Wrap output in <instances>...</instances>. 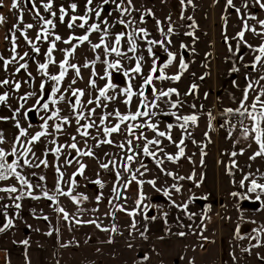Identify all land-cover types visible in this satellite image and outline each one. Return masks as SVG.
Segmentation results:
<instances>
[{
  "label": "rangeland",
  "instance_id": "1",
  "mask_svg": "<svg viewBox=\"0 0 264 264\" xmlns=\"http://www.w3.org/2000/svg\"><path fill=\"white\" fill-rule=\"evenodd\" d=\"M43 2H47V0H36V6L40 9L41 15L45 18H51L42 7ZM260 2H264V0H260ZM70 3H77L78 7L75 13L69 11V15H83L85 11L86 0H54L53 11H57V18L54 19L56 23L54 31L62 37V41L67 39L69 35L84 34L83 29L70 30L67 28L68 17L65 18V23H60L58 19L59 6L64 5L67 8ZM99 3H101V0H93L94 6ZM245 3L248 4L247 8L244 7ZM11 4L12 0H3L4 6L0 7V14L6 17V22L0 26V55L4 59L11 58L10 29L12 25L18 23L17 13L19 9H12ZM132 5L138 11H132L131 16L125 15L123 17L115 11L109 16L108 6H105L102 18L107 17L110 25L119 18L125 20L134 18V23L131 26L115 24L110 29L113 36L108 39L109 46L112 45L114 34L121 31L127 32L145 28L149 33L148 39L161 40L164 37L159 28H163L167 32L168 28L171 27L173 29L169 37L171 44L166 42L165 46L169 52L176 55V60L164 71L167 75L177 74L181 59L188 64V68L179 81L154 80L153 83L157 89L176 88L180 95L179 97L173 95L171 99L173 101L179 99L181 106L172 111H176L181 116L196 113L199 116L198 125L189 126L188 131L191 133V137L185 139V157L181 158L179 162L173 163L165 159L162 166H157L150 157H138L132 167L135 170L139 167V161L143 160L148 170L145 171L141 168L140 171L144 175L141 176L137 173V180H143L145 183L141 186L133 182L127 189L121 188V198L113 199L112 203H109V199L114 195L112 193L115 183L114 173L105 172L99 165L112 159L118 163L120 162V158L127 153L126 150L119 149L115 144L123 141L125 137L123 134H113L114 144H104L100 147H96V141L89 138L86 146L84 139L75 131L76 124L74 120L71 125H65L63 132L56 135L57 144L66 145L71 142L70 137L75 135L78 147L84 150L91 148L95 153V157H77L87 167L82 177L76 176L77 186L73 189V194L83 193L89 199L77 205L70 197H59V206L69 213V219L64 220L63 215L56 212V220L59 221L56 232L57 249L60 253L57 256V263L145 264L147 260H143L142 257L147 255L149 257L147 262L151 264V254H153L152 261L153 257L157 256L158 250L163 255V252L167 249L170 254H175L173 258H169L170 262H167L169 264H264V259H261L264 257V231L260 232L258 240L253 239L256 236V229H264V203H262L264 202V195H261L260 201H256L255 196L257 194L248 193L247 191L252 178H255L258 183H264V158L249 159L258 146L252 142L251 147H249L251 141L241 137L243 127L238 121L243 118L238 114L221 115L224 109L239 106L242 91L248 83L246 77L249 80H259V77L264 75V67L256 65L255 71L252 68L254 58L259 54L254 49L264 44V37L246 31L244 40L241 41L237 35L243 30L245 20L250 27L254 26L257 31H260L262 26L257 23V20H264V9L259 7L256 0H233L235 7L228 6L227 0H191V3H188V0H132ZM20 8L24 11V21L20 28L23 29L24 24L28 23L36 25V27L27 31L29 39L35 42L41 22L30 11L31 5L25 4L21 0ZM236 8L240 9L239 13L235 10ZM148 10H151L154 15H144V21L141 22V15L147 13ZM252 17H255V19ZM157 21L160 23L157 24ZM92 22L98 21H95V19L89 21V23ZM101 27L103 28L104 25L102 24ZM12 31L15 30L12 29ZM15 34L17 53L20 55H23L24 52L29 53V57L25 58L28 69L16 73L15 69L18 67V63H13L5 70L3 61H0V79H9L21 83L19 91L11 86H0V94H3L4 91L9 92L7 105H10V107L0 105V116L11 117L13 110L19 107L21 103L19 97L25 93L37 91L39 95V84L44 79L38 72V64L45 62L44 53L48 43L44 41L37 42L41 52L35 54L31 46L24 40L21 32L16 31ZM100 35V33H93L89 39L92 43H98ZM6 37L8 38L6 39ZM62 41L57 42V49L53 53L57 63L49 65L48 71L50 74L59 72V61L64 58L60 49L71 47V45H66ZM245 41L247 45H252V47H247ZM73 43H77V41H73ZM137 44V52L135 54L128 53V55H143V75H147L152 66L153 57L149 56L147 52L146 41L138 38ZM182 44L187 47L182 48ZM229 45H231V51ZM127 48L128 44L125 39L122 41L121 50L126 52ZM153 52L158 60L157 66L162 67L167 62V52L159 45L153 47ZM96 55H99L101 60L96 62L94 68L98 75L92 77V67L84 68L83 64L86 61L94 60ZM241 57L243 58L241 59ZM17 59L19 58L17 57ZM104 59L110 61L120 59L123 70L134 67L135 63L134 60L129 61L126 57H116L115 54L106 57L103 49L94 52L87 42L78 47L74 57L70 59L71 63L81 66L82 78H76V83L72 84L71 87L84 90L85 95L82 100L85 103V112L87 108L95 107V105H87V100L94 99L98 95V89L107 83V78L100 79V77L105 76L107 67L102 63ZM25 61L19 62L23 63ZM262 63H264V60H262ZM233 68H237L239 71L233 72ZM110 71L113 73L112 82L117 87L114 90H109V95L115 93L116 99L102 101V103H107L108 107L103 110L97 108L98 115L103 114V112H112L115 109H118L121 113L129 111V107L123 102L125 97L121 94V89L127 86L128 77L123 75V71L115 69ZM27 72H31L35 79L29 78ZM74 77L75 72L70 69L62 83V92L68 88ZM90 78L96 79V88L90 87ZM141 84L142 75H135L132 80L133 90L137 91L138 86ZM192 84H196L197 89L193 94L185 95ZM260 85H264V80L260 81ZM50 88L51 82L45 88L46 99L50 93ZM150 93L151 90L146 94L149 101L153 99ZM205 93L208 94L207 98H205ZM255 94L253 91L249 92V104ZM65 95L66 100L62 101L58 107L61 109L60 114L62 116H69L71 119V108L68 100H74L75 98L71 97L70 90ZM36 99L37 97L29 98L24 109H21V114L17 117L20 120L21 127L26 128L29 135L41 130L40 125L43 121L39 119V116L48 115L44 111L39 113L29 112L27 119L24 118V111L31 108ZM138 103L139 98L134 96L130 110L134 112ZM193 104L196 105L195 108H192ZM52 107L54 106L50 105V108ZM160 108L164 111L170 110L169 106L164 103L160 104ZM209 111L215 119L210 120ZM95 118L93 117V119ZM226 121H231V124L235 125L231 135H229V125ZM153 122H159L161 131L167 130V123H173L174 125L178 123L174 117L170 116H156L153 118ZM48 123L49 132H52L53 121ZM56 123H59V121H56ZM97 123H99L98 120ZM210 123L211 128H209ZM29 124H31V127H29ZM221 124H225V126L221 127ZM244 124L250 125V121L244 120ZM14 125L15 120L11 118L7 121H0V131L4 133L6 138V142L0 144V147L9 146L6 151H10L15 136L18 135L19 130ZM90 131L94 136L97 134L95 129ZM143 131L149 139L153 138L151 130L144 129ZM171 132L173 140L178 143L183 130L176 126L173 127ZM205 133H207V136ZM137 134H139V131ZM52 139V136L41 138V142L35 145L36 148L33 151L41 153L40 155L37 154V157H43L42 153L45 147H54L52 144L45 143L46 140L50 141ZM161 139L163 142L160 147L164 149V152H158V158L164 157L165 153L175 155L178 151L175 145L166 138ZM237 140H239V143H236ZM136 143V141L133 142V147ZM205 145L206 147H204ZM17 147L18 150L22 151L19 149V145ZM242 148L244 152L240 154ZM70 151L72 156H76V153L68 148H64L59 160L53 154L54 168L58 164L60 170L64 172L65 183L62 187L65 191L68 190L67 181L79 167L75 161L71 165L65 164L67 153ZM202 151L207 153L203 157ZM233 151L238 153L237 156H231ZM105 153L108 155H105ZM187 157H191V160ZM201 159H203V163H201ZM233 160H235L236 166L232 168V172L229 174L228 168ZM161 168L164 171H161ZM42 169L40 167L41 172L39 174L44 176ZM18 171L24 172L23 168L18 169ZM166 172L175 173L176 177L183 176L185 179H176L166 175ZM193 172H195V179H187ZM248 173L254 175L250 176L248 181H245L244 187H241L240 181ZM24 175L27 177L25 172ZM121 175L125 180L130 179V174L124 173L122 169ZM36 179H38V176H36ZM96 179L103 181L104 187L102 189L90 182ZM150 180L156 181L155 188L147 183ZM40 183L42 182L40 181ZM173 184L180 188L179 192L172 188ZM165 190L169 191L170 196L163 194ZM100 192L103 193V199L97 203L95 198ZM141 192L144 199L137 205ZM233 192H239L242 197L247 196L248 198L234 197ZM204 197L207 198L204 199ZM245 200L256 201L261 207L255 210L247 206L243 207L242 204ZM185 203L188 204L186 210L182 207ZM152 204L153 208L151 207ZM180 204L181 207H177ZM118 205H123L126 211H119L117 209ZM93 209L98 210L93 211ZM151 209L153 211L150 213L149 210ZM134 210L136 215L132 217L128 213ZM110 213H115V215L113 216ZM164 213H167L166 217ZM153 216L156 219H151ZM183 216L188 217V219L184 220ZM76 219L81 221L96 220L101 228L111 229L115 226L117 231L105 232L101 228H97L95 224L90 223L76 224ZM133 220L136 224L135 228L131 227ZM237 229H239L238 232ZM141 231L147 232L149 239L143 240ZM180 232H184L185 235H178ZM165 234H169L170 237H163ZM109 240H111V243H109ZM64 245L68 246L64 247ZM253 245L259 246L253 247ZM245 249H250V251H245ZM173 250L175 252H172ZM152 264L154 263L152 262Z\"/></svg>",
  "mask_w": 264,
  "mask_h": 264
},
{
  "label": "snow or ice",
  "instance_id": "2",
  "mask_svg": "<svg viewBox=\"0 0 264 264\" xmlns=\"http://www.w3.org/2000/svg\"><path fill=\"white\" fill-rule=\"evenodd\" d=\"M25 4L31 5L30 11H32L38 21L41 22L39 26V30L36 35V41L34 42L32 39H29L27 35V31L36 27V25L28 23L24 24L23 29L20 28V25L24 21V11L20 8L21 0H12L11 7L12 9H19L17 13V20L18 23L12 25L10 32H11V58L4 59L2 55H0V61H3V68L7 70L8 66L13 63H18V67H16V73H19L21 70L27 71L28 63L25 61L26 57H29L28 52H24L23 55H20L16 51V31H20L21 35H23L24 40L27 42L28 45L31 46L32 51L35 54H39L41 52V48L38 46L37 42L44 41L48 43V47L44 53L46 59L45 62L38 64V72L44 78L42 82L39 84V95L37 91L27 92L24 95L19 97L21 103L19 107L13 110L12 116H0V121H7L10 118L15 120V127L19 130L18 135L15 136L14 142L11 146L10 151H6L3 147H0V181H9L10 179H14L20 185L24 186L26 191H20L14 184L7 186V187H0V192L14 194L19 192L20 194L14 196V200H21L24 197H30L32 199L39 200L41 198H46L47 200L53 202L56 207L54 210L63 215L64 220L69 219V213L63 208L59 206V197H70L71 200L77 204H82L83 201H87L89 198L87 195L80 193L77 195L73 194V189L77 186L76 176H83L84 170L87 167L84 163L80 162L77 157H95V153L91 150V148H87V150L81 149L78 147L76 142L77 137L75 135L70 137L71 142L66 145L57 144L56 135L63 132L65 125H71L73 120L76 124L75 131L76 133L84 139L85 145L87 146V139H92L96 141V147H100L101 145H113L114 140L112 139L113 134H123L125 139L117 144L121 150H126V155L120 158V162L118 163L116 160L112 159L109 160L107 163H101L99 167L104 170L105 172L114 173L115 183L112 188V193L114 194L113 197L109 199V203H112L113 199H120L121 198V188L127 189L133 182H136L138 185H143L145 181L137 180V173L141 176L144 175L143 172L140 171L143 168L147 171V166L143 162V160L139 161V167L135 170L132 167V164L137 161V158L140 156L150 157L152 160L155 161L157 166H162L164 164V160L171 161L173 163L179 162L181 158L185 157V139L191 137V133L188 131L190 125L197 126L199 121V116L196 113L188 114V115H178L176 111H172L173 109H177L181 106V101L179 99L173 101L171 97L176 95L179 97L180 93L176 88H168L167 90L164 89H157L155 84L153 83L154 80L159 81H179L183 73L187 70L188 64L185 63L183 59L179 62V71L177 74L174 75H167L164 71L165 68L170 66L173 61L176 60V55L172 52L167 50V44H171V39L169 38L173 32L171 27L168 28L167 32L164 31L163 28H159V31L163 35L164 39L155 40V39H148L149 33L145 28L134 29L132 31H121L119 33L114 34V39L112 45L109 46L108 39L110 36H113V33L110 31L111 28L115 26V24L131 26L134 23V18L130 20H125L123 18H119L114 20L112 25L109 24L107 17L102 18V13L105 11V6H108V15L111 16L112 12L115 11L120 14L121 17L127 15L131 16L132 11H138L132 5V0H101V3L93 5V0H86L85 3V11L83 15H69V11L75 13L77 10V3H70L67 8L64 5L59 6V16L58 19L60 23H65V18L68 17L67 21V28L72 30L75 28L83 29V35H69L67 39L62 41V37L55 33L54 29L56 28V23L54 19L57 18V11H53L54 0H47V2L42 3V7L44 10L49 14L51 18H45L40 13V9L36 6V0H23ZM259 3V7L264 9V2H260V0H256ZM188 3H191V0H188ZM227 5L231 7H235L233 5V0H227ZM3 0H0V7H3ZM114 6V7H113ZM244 7L247 8L248 4L245 3ZM237 13L240 12L239 8L235 9ZM144 15H154L151 10H148L147 13L142 14L140 17L141 22L144 21ZM255 19V17H252ZM95 19L98 22L89 23L90 20ZM170 19V17H169ZM191 19V18H189ZM79 21V23H78ZM6 22V17L0 14V26H2ZM160 22L157 21V24ZM257 23L262 26L260 31H257L256 27H250L245 20L244 28L240 31L237 35L239 36L240 40H244V35L246 31H251L252 33L264 37V20H257ZM104 25L102 28L101 25ZM14 29L15 31H12ZM93 33H100V39L98 43H92L89 37ZM192 35V33H190ZM51 37V39H50ZM8 37H6L7 39ZM142 39L147 42V52L149 56L153 57L152 66L147 75H143V68L142 62L144 61L143 55L140 56H129L128 53L135 54L138 49L137 39ZM126 39L128 48L127 51L121 50L122 41ZM62 41L66 45H71L69 48H62L60 51L63 53V59L59 61V72L57 74H50L48 69L49 65H54L57 63L53 53L57 49V42ZM73 41H77V43H73ZM87 42L91 49L95 52L96 50L103 49L104 55L106 57L115 54L116 57H126L129 61L134 60V67H131L128 70H123V65L121 64L120 59H116L114 61H110L108 59H104L102 63H104L107 67L105 70V76L100 77V79L107 78V83L98 89V95L92 99L87 100V105H95V107L87 108L85 112V103L83 102L82 98L85 95L83 89L72 88L71 85L76 83V78L81 77V66L75 63H71L70 59L74 57L76 50L78 47L83 45ZM247 47L251 48L252 45H247V42H244ZM159 45L161 48H164V51L167 52V62L163 64L162 67H158V60L155 58V53L153 52V47ZM182 48H186V45H181ZM229 50L231 51V45H229ZM259 54L255 56L254 62L252 64V68L255 71L256 65H260L264 67V44H261L258 48L254 49ZM17 57L19 59H17ZM243 57H241L242 59ZM101 57L96 55L95 59L92 61H86L83 64L84 68L92 67V77H96L98 74L95 72V64L97 61H100ZM19 61H25L20 63ZM74 70L75 77L72 79L71 84H69L68 88L64 89L63 92L61 91L62 83L65 80V77L68 75L69 70ZM112 69L117 71H123V75L128 77V83L126 87L121 89V94L124 95V103L129 107V111L127 113H121L118 109L113 110L112 112H103V114H97V108L106 109L108 107L107 103H102V101H111L116 99V94L109 95V90H114L117 86L112 82L113 73ZM233 72H238L239 69L233 68ZM159 73V75H157ZM27 75L31 79H35L32 76L31 72H27ZM135 75H142V84L138 86V90L134 91L132 87V80L134 79ZM203 79V77H201ZM248 83L246 87L242 91V97L239 102V106L236 108H226L221 113L222 116H229L238 114L243 119L239 120L238 123L243 127V131L241 132V137L245 140H250L249 147H251V143L254 142L258 148L257 150L249 157L250 160H256L257 158H264V85H260V81L264 80V75L259 77V80H249L246 77ZM51 82L50 93L48 98H45V88L46 85ZM27 83V81H26ZM89 85L91 88H96V79L90 78ZM0 86H11L14 87L16 91H19L21 88V83L19 81H10L9 79H0ZM196 84H192L189 91L185 93V95H191L197 89ZM258 87V91H257ZM151 88V95L153 99L151 101L148 100V96L146 95L147 90ZM71 97L75 99H69L68 103L71 108V115L72 118L70 119L69 116H62L61 109L58 105L66 100L65 93L69 92ZM253 91L256 94L253 97L252 102L249 104V92ZM207 93H205V98H207ZM136 96L139 98V103L137 105L136 110L133 112L130 110L133 97ZM31 97H37L35 104L24 111L23 116L25 119L28 117L29 112H36L39 113L40 111H44L48 113L46 116H39V119L43 121L40 125L41 130L35 132L32 135H29V132L26 128L21 127L20 120L17 117L21 114V109H24L25 104L27 103L28 99ZM9 100V92L4 91L3 94H0V105H7V101ZM164 103L169 106V111H164L160 108V104ZM50 105L54 106L50 108ZM196 105L193 104L192 108H195ZM203 107V106H201ZM155 110V111H154ZM156 116H165V117H174L175 120L178 122L176 125L173 123L166 124V131H161L159 129V122H153V118ZM208 116L210 120L215 119L212 116L211 111L208 112ZM93 117H96L93 119ZM97 120L99 123H97ZM244 120H249L250 125H245ZM49 121H53L52 124V132H49ZM59 121V123H56ZM83 121V123H81ZM114 121V122H112ZM143 121V122H139ZM135 122V123H133ZM229 125V135L235 128V125L231 124V121H226ZM123 126V127H122ZM178 126L180 129L183 130L181 138L179 142L173 140L171 130L173 127ZM225 124H221V127H224ZM31 127V124H29ZM211 123L209 124V128H211ZM91 129L96 130V135H92ZM144 129L151 130L153 132V138L149 139L144 134ZM139 131V134H137ZM207 136V133H205ZM48 136H52L53 139L48 141L46 140V144H52L54 147L48 148L45 147L43 151V158L37 157L36 153L33 151L35 145L41 142V138H47ZM23 138V139H22ZM166 138L169 142L173 143L175 147L178 149L175 155L165 153L164 157L158 158V152H164V149L160 147L162 144V139ZM136 141L135 147H133V142ZM6 142L5 135L2 131H0V144ZM196 143L195 141H192ZM210 142V139H209ZM239 143V140L236 141ZM17 145L22 151L18 150ZM206 147V145L204 146ZM64 148H68L73 150L76 153V156H72V152L70 151L67 153L65 164L71 165L74 161L78 163L79 167L77 170L72 174V176L67 181L68 190L65 191L62 185L65 183L64 181V172L60 170V165L55 166V171L58 174L57 181L54 186V191L52 194L49 193L45 184L37 183L35 187L40 188V195H33V184L30 182L28 177L23 175L21 171L18 169L23 167H28L30 169L33 168H40L48 167V155L50 153L54 154L56 159L59 160L60 156L64 152ZM139 149V151H137ZM244 149L240 150V154H243ZM206 152L202 151V157L206 155ZM237 152L233 151L231 153L232 157L237 156ZM30 155L35 159H30ZM105 155H108L105 153ZM12 157L10 160L9 158ZM71 157V158H67ZM191 160V157H187ZM201 163H203V159H201ZM236 166L235 160L232 161L231 166H229L228 171L229 174L232 172V168ZM121 169L124 173L130 174V179H124L121 175ZM161 171H164L161 168ZM168 176H172L179 180H184L185 177L180 176L176 177L175 173L166 172ZM33 176L36 175L35 172L32 173ZM253 173H248L244 176V178L240 181V186L244 187L245 181L249 180L250 176H253ZM39 181H45V177L43 175L38 177ZM189 180L195 179V172L192 175L187 177ZM123 181V183H121ZM91 183L99 186L101 189L104 187L103 181L100 179H96L94 181H90ZM202 183V180L200 181ZM147 183L151 184L154 188L156 185L155 180L147 181ZM199 186V184H197ZM172 188H174L177 192L180 191V188L173 184ZM159 191V190H158ZM248 193H256L255 196L256 201L261 200V195H264V183H258L255 178L250 180V187L247 189ZM165 196H170L169 191L165 190L163 192ZM232 195L234 197H240L241 199L248 198L247 196L242 197L239 192H233ZM207 197H204L206 199ZM3 199V197H0ZM96 202L99 203L103 199V193L100 192L96 196ZM144 199L143 193L141 192L140 198L137 200V205H139L142 200ZM174 203V202H173ZM264 203V202H262ZM16 209H19L21 205L16 203ZM177 207H181L177 205ZM182 207L186 210L188 208V204L185 203ZM117 209L119 211H126L123 205H118ZM98 209H93V211H97ZM111 215H115V213H110ZM130 216L135 217L136 211H132L128 213ZM108 215V214H106ZM167 213H164L166 217ZM45 220L48 219L47 216L43 217ZM75 219V218H74ZM147 219V217H145ZM151 219H156V217H151ZM76 224L81 223H90L95 224L97 228H101V225L97 223L96 220H89V221H81L79 219L75 220ZM13 227V220L8 219L7 222L0 227V232H4L6 229H10ZM132 228L136 227L135 221L131 225ZM102 231L108 232H116L117 229L113 226L111 229L109 228H101ZM239 229H237V232ZM256 236L253 239H259V235L261 231L264 229H256ZM51 235V233H48ZM145 233L141 232V236H144ZM180 236H184V232L178 233ZM146 238V237H145ZM243 238V237H241ZM24 245L27 246L28 241H22ZM111 243V240H109ZM68 245H64L67 247ZM259 245H253L256 247ZM131 247V245H129ZM245 251H250V249H245ZM142 259L147 260L149 257L147 255L143 256ZM261 259H264L262 257Z\"/></svg>",
  "mask_w": 264,
  "mask_h": 264
},
{
  "label": "crops",
  "instance_id": "3",
  "mask_svg": "<svg viewBox=\"0 0 264 264\" xmlns=\"http://www.w3.org/2000/svg\"><path fill=\"white\" fill-rule=\"evenodd\" d=\"M8 147L9 146H4V149L7 150ZM35 153L36 155L41 154L39 152ZM29 158L35 159L31 155ZM47 158L49 166L46 168L41 166L43 168L44 177L46 178L42 183L46 185L49 193L52 194L58 174L53 166L54 155L50 153ZM23 171L27 174L28 179L34 186L32 190L33 195H40V188L35 187L37 183H40V181L36 179V176L39 177L42 175L39 174L41 172L40 168L30 169L25 166L23 167ZM24 172H22L23 175ZM33 172L36 173L35 176L32 175ZM13 184L20 189V191H26L25 187L14 179L0 181V187H7ZM19 194V192L14 194L0 192V197H3V199H0V227H2L8 219L13 220L12 228L0 232V264H58L57 256H59L60 253L57 249L56 232L59 221L56 220V211L54 210L56 205L46 198L36 200L30 197H24L21 200H14L13 197ZM16 203L21 205L19 209L15 208L14 205ZM179 206H181V204ZM45 216L48 217L47 220L43 218ZM187 219L188 217H184V220ZM144 223L146 224V221ZM48 233H51V235ZM166 236L170 237L169 234L163 235V237ZM141 237L143 240L149 239L147 232ZM24 240L28 241L27 246L22 243ZM172 252H175V250ZM152 255L153 254L150 255L151 264L152 262L154 264H169L167 263L170 262L169 258L175 256L174 253L170 254L167 249H165L163 255H161L158 250L157 256L155 255L151 261ZM147 261H145V264H149Z\"/></svg>",
  "mask_w": 264,
  "mask_h": 264
},
{
  "label": "flooded vegetation",
  "instance_id": "4",
  "mask_svg": "<svg viewBox=\"0 0 264 264\" xmlns=\"http://www.w3.org/2000/svg\"><path fill=\"white\" fill-rule=\"evenodd\" d=\"M242 206L244 207V206H247L248 208H251V209H253V210H255V209H258V208H260L261 206H259V204H258V202H256V201H249V200H245L244 202H243V204H242ZM151 207L153 208V204L151 205ZM150 211V213L153 211V209H151V210H149Z\"/></svg>",
  "mask_w": 264,
  "mask_h": 264
},
{
  "label": "trees",
  "instance_id": "5",
  "mask_svg": "<svg viewBox=\"0 0 264 264\" xmlns=\"http://www.w3.org/2000/svg\"><path fill=\"white\" fill-rule=\"evenodd\" d=\"M150 90H151V88H149V89L147 90L146 94H147L148 92H150Z\"/></svg>",
  "mask_w": 264,
  "mask_h": 264
},
{
  "label": "built area",
  "instance_id": "6",
  "mask_svg": "<svg viewBox=\"0 0 264 264\" xmlns=\"http://www.w3.org/2000/svg\"><path fill=\"white\" fill-rule=\"evenodd\" d=\"M190 126H192V125H190ZM193 127V126H192Z\"/></svg>",
  "mask_w": 264,
  "mask_h": 264
},
{
  "label": "water",
  "instance_id": "7",
  "mask_svg": "<svg viewBox=\"0 0 264 264\" xmlns=\"http://www.w3.org/2000/svg\"><path fill=\"white\" fill-rule=\"evenodd\" d=\"M259 204V203H258ZM259 206H260V204H259Z\"/></svg>",
  "mask_w": 264,
  "mask_h": 264
}]
</instances>
